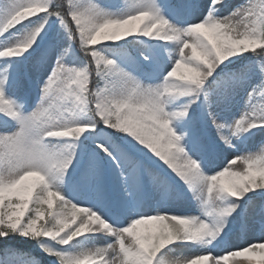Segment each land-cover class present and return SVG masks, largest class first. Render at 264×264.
<instances>
[{
  "label": "snow or ice",
  "instance_id": "obj_1",
  "mask_svg": "<svg viewBox=\"0 0 264 264\" xmlns=\"http://www.w3.org/2000/svg\"><path fill=\"white\" fill-rule=\"evenodd\" d=\"M0 264H264V0H0Z\"/></svg>",
  "mask_w": 264,
  "mask_h": 264
},
{
  "label": "rangeland",
  "instance_id": "obj_2",
  "mask_svg": "<svg viewBox=\"0 0 264 264\" xmlns=\"http://www.w3.org/2000/svg\"><path fill=\"white\" fill-rule=\"evenodd\" d=\"M121 2H122V0H121Z\"/></svg>",
  "mask_w": 264,
  "mask_h": 264
}]
</instances>
